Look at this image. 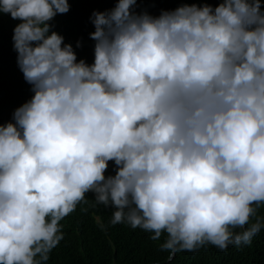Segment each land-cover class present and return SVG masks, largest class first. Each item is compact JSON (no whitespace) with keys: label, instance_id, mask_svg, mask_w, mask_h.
<instances>
[{"label":"trees","instance_id":"obj_1","mask_svg":"<svg viewBox=\"0 0 264 264\" xmlns=\"http://www.w3.org/2000/svg\"><path fill=\"white\" fill-rule=\"evenodd\" d=\"M0 264H264V0H0Z\"/></svg>","mask_w":264,"mask_h":264},{"label":"water","instance_id":"obj_2","mask_svg":"<svg viewBox=\"0 0 264 264\" xmlns=\"http://www.w3.org/2000/svg\"><path fill=\"white\" fill-rule=\"evenodd\" d=\"M225 216H226V215H225ZM225 216H224V217H225ZM224 217H223V218H224ZM216 225H217V224H216ZM172 256H173V253L171 254V257H170V259L172 258Z\"/></svg>","mask_w":264,"mask_h":264}]
</instances>
